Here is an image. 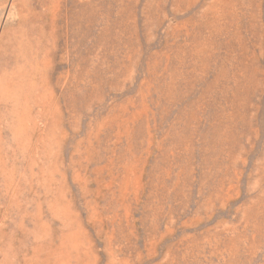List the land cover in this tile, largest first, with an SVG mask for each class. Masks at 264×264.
<instances>
[{
    "label": "rangeland",
    "instance_id": "374dc122",
    "mask_svg": "<svg viewBox=\"0 0 264 264\" xmlns=\"http://www.w3.org/2000/svg\"><path fill=\"white\" fill-rule=\"evenodd\" d=\"M0 264H264V0H0Z\"/></svg>",
    "mask_w": 264,
    "mask_h": 264
}]
</instances>
